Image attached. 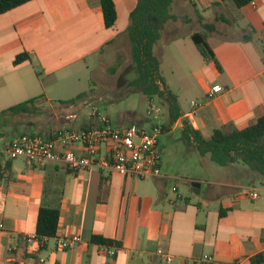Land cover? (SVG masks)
<instances>
[{
    "label": "crops",
    "instance_id": "obj_1",
    "mask_svg": "<svg viewBox=\"0 0 264 264\" xmlns=\"http://www.w3.org/2000/svg\"><path fill=\"white\" fill-rule=\"evenodd\" d=\"M252 2L238 8L231 0H173L170 14L176 19L164 28L179 21L185 26L154 46L182 118L205 139L215 129L241 130L264 116V0ZM113 3L117 21L111 28L103 24L100 0H32L0 15V115L35 100L31 114H4L6 122L30 118L12 123L26 132H13L8 139L0 133V148L20 134L50 138L98 123L92 112L84 115L85 109L107 102L113 88L109 80L118 68L129 67L127 28L137 0ZM203 24L213 26L207 44L219 69L201 57L191 40L193 33L203 32ZM22 53L29 60L14 66ZM164 62L184 93L163 76ZM115 64V73H109ZM84 75L93 85L88 93L76 89ZM214 85L222 92L209 95ZM55 100L77 102L53 107ZM191 102L198 104L195 109ZM72 115L76 118H68ZM99 115L113 126L130 125ZM180 119L163 132L179 129ZM238 165L223 167L222 180L204 181L169 176L161 162L158 177L138 179L97 169L76 172L52 162L28 168L23 160H7L0 153V264H166L158 250L180 264H194L204 255L213 264H249L264 251V203L253 183H242L252 176ZM171 179L177 182L174 196L168 192ZM203 183L207 189L200 194ZM40 207L59 210L55 238L44 242L35 235ZM75 235L76 247H57V239ZM93 236L112 244H94Z\"/></svg>",
    "mask_w": 264,
    "mask_h": 264
},
{
    "label": "trees",
    "instance_id": "obj_2",
    "mask_svg": "<svg viewBox=\"0 0 264 264\" xmlns=\"http://www.w3.org/2000/svg\"><path fill=\"white\" fill-rule=\"evenodd\" d=\"M32 0H0V15L11 11ZM173 0H137L135 9L129 15L127 37L130 43V58L135 67L136 77L125 85L129 92H138L148 101L158 100L166 108L167 121L161 126L162 132L170 130L180 119L182 141L192 145L200 156L208 155L211 161L220 167L243 164L264 180V116L259 117L250 126L238 130L235 128L215 129L208 139L202 137L186 118L177 102V97L166 86L161 74L160 63L154 55V46L159 41L165 24L175 21L170 14ZM238 8L250 4L254 0H231ZM103 24L111 28L117 21L113 0H100ZM203 32L193 33V41L198 53L206 61H213L217 69L219 64L207 44L208 32L213 26L203 24ZM29 60L26 53L15 57L13 65L17 66ZM118 64L108 68L113 74ZM35 100H29L3 110L1 113L12 115L31 114ZM77 100L62 102L74 105ZM164 133V132H163ZM162 134V133H161ZM59 220L57 208L40 207L36 217L35 235L42 238H55ZM91 242L98 245H111L112 242L103 237L93 236ZM249 264H264V251L252 256Z\"/></svg>",
    "mask_w": 264,
    "mask_h": 264
},
{
    "label": "built area",
    "instance_id": "obj_3",
    "mask_svg": "<svg viewBox=\"0 0 264 264\" xmlns=\"http://www.w3.org/2000/svg\"><path fill=\"white\" fill-rule=\"evenodd\" d=\"M220 92L222 88L214 85L210 87L208 94L215 95ZM197 105L196 102H191L192 109H195ZM160 112L155 101L150 100L149 113L153 120L159 121ZM92 115L97 118V124H90L79 129L62 130L50 138H43L38 134H20L0 148V153L4 154L7 160H23L28 168L41 167L52 162L62 164L76 172L97 169L138 179L159 176L158 138L162 133L159 122L148 129L133 125L121 127L113 126L95 109ZM68 118H76V115ZM250 197L255 199L257 195L251 193ZM45 240L46 238H42L39 241ZM79 242V238L75 235L57 239L56 245L62 250H70ZM157 255L166 264H180L162 250H158ZM194 264H213V259L204 255L194 260Z\"/></svg>",
    "mask_w": 264,
    "mask_h": 264
},
{
    "label": "rangeland",
    "instance_id": "obj_4",
    "mask_svg": "<svg viewBox=\"0 0 264 264\" xmlns=\"http://www.w3.org/2000/svg\"><path fill=\"white\" fill-rule=\"evenodd\" d=\"M185 14L186 12H184V15ZM181 26H185V24L181 23V21L176 24L168 23L164 28L162 37H160V42L165 41L166 36L170 34L171 30H177V28H180ZM128 61L129 67H127V70L125 71L124 69L118 68L117 76L112 81L109 80V83H111V86L113 88H109L107 102L101 101L90 104L88 108L85 109L84 115L91 113L92 110L95 109L99 112V114L108 116L112 122L123 121L125 124L130 123V125H133L137 128L142 127L144 129H148L151 125L157 124L158 122H163L165 124V122L167 121L166 108L161 105L158 100H155V102L157 103V106L160 108L161 112L159 121H155L153 120L152 115H150L149 113L148 100L140 93L129 92L125 88V85L136 77L135 67L131 62V58ZM169 71L170 70L167 69V66L164 62L163 76L170 82L171 87L176 92L181 91L184 93L183 86L179 79L175 76H171ZM88 77L89 75H84V77L80 80L83 85L76 86V89H84L85 92L88 93L90 88L93 87V85L90 84L91 82L88 83ZM84 84L86 87L84 86ZM62 102L67 101L55 100L52 102V105L53 107L59 106V104H61ZM180 104L185 107L184 109H186L184 101L180 102ZM47 108L49 110V106H47ZM47 108L44 107L43 110H47ZM8 117V114L0 115V133L4 135L5 139L10 138L13 132H26V130H24L25 126L13 125L12 123H24L25 120L29 119L30 117L26 119H20V121H17V119L9 118L8 122H6ZM158 142V150L161 153L160 163L162 162V172L166 173L167 175L188 176L204 181L222 180L225 178V169L211 161L208 155L200 156L194 146L185 144L182 141L181 132L179 129H173L170 133H162L158 138ZM238 166L246 170V174H250L252 176L250 180H247L245 178L242 179V183H253L254 187L259 190H257V194L260 196V198H262V202L264 203V180L258 177L256 174L252 173L247 166L243 164H239ZM175 185H177V182L173 179L168 181V192L171 196H174L171 189ZM206 189L207 185L206 183H203L199 193L204 194ZM248 203L250 204L251 202L249 201Z\"/></svg>",
    "mask_w": 264,
    "mask_h": 264
},
{
    "label": "water",
    "instance_id": "obj_5",
    "mask_svg": "<svg viewBox=\"0 0 264 264\" xmlns=\"http://www.w3.org/2000/svg\"><path fill=\"white\" fill-rule=\"evenodd\" d=\"M192 186H194V187H195V186L198 187L199 185H198V184H192Z\"/></svg>",
    "mask_w": 264,
    "mask_h": 264
}]
</instances>
